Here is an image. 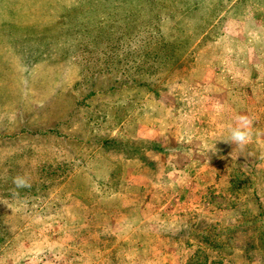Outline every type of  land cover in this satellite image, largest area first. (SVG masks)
Masks as SVG:
<instances>
[{
    "label": "rangeland",
    "instance_id": "obj_1",
    "mask_svg": "<svg viewBox=\"0 0 264 264\" xmlns=\"http://www.w3.org/2000/svg\"><path fill=\"white\" fill-rule=\"evenodd\" d=\"M0 264H264V0H0Z\"/></svg>",
    "mask_w": 264,
    "mask_h": 264
},
{
    "label": "clouds",
    "instance_id": "obj_2",
    "mask_svg": "<svg viewBox=\"0 0 264 264\" xmlns=\"http://www.w3.org/2000/svg\"><path fill=\"white\" fill-rule=\"evenodd\" d=\"M230 138L232 141L244 145L251 139V121L246 116H238L237 123L235 126L230 128ZM14 184L19 188L30 187L29 179L25 176H18L14 178Z\"/></svg>",
    "mask_w": 264,
    "mask_h": 264
},
{
    "label": "crops",
    "instance_id": "obj_3",
    "mask_svg": "<svg viewBox=\"0 0 264 264\" xmlns=\"http://www.w3.org/2000/svg\"><path fill=\"white\" fill-rule=\"evenodd\" d=\"M173 169H176V167L174 166ZM157 219H160V218H155L154 215L148 216V217H144V218H141L140 219L139 223L141 224V226H140L141 227V232H142L143 236L144 235L146 236V238L143 237V238H145V240L151 238V236L153 234H155L156 236H160V235L163 234V231L162 230L161 231H158V230H155L153 228L151 229V226H150L151 224L155 225V224L161 223L160 222L161 220H157ZM147 244H145V242L143 241V245L141 247H143L144 245L147 246ZM148 249L151 250V249H154V247H152V245L149 244L148 245Z\"/></svg>",
    "mask_w": 264,
    "mask_h": 264
}]
</instances>
